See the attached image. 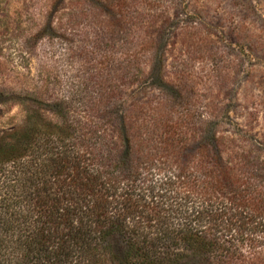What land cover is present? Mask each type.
I'll list each match as a JSON object with an SVG mask.
<instances>
[{
    "label": "trees",
    "instance_id": "1",
    "mask_svg": "<svg viewBox=\"0 0 264 264\" xmlns=\"http://www.w3.org/2000/svg\"><path fill=\"white\" fill-rule=\"evenodd\" d=\"M27 109L0 136V264H264V160L113 103L109 133L68 102Z\"/></svg>",
    "mask_w": 264,
    "mask_h": 264
},
{
    "label": "rangeland",
    "instance_id": "2",
    "mask_svg": "<svg viewBox=\"0 0 264 264\" xmlns=\"http://www.w3.org/2000/svg\"><path fill=\"white\" fill-rule=\"evenodd\" d=\"M50 102L108 133L112 103L182 120L192 149L214 132L264 160V0H0V136Z\"/></svg>",
    "mask_w": 264,
    "mask_h": 264
}]
</instances>
